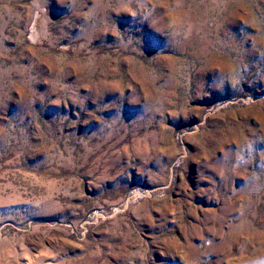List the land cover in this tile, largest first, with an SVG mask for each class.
<instances>
[{"label":"rangeland","instance_id":"rangeland-1","mask_svg":"<svg viewBox=\"0 0 264 264\" xmlns=\"http://www.w3.org/2000/svg\"><path fill=\"white\" fill-rule=\"evenodd\" d=\"M0 264H264V0H0Z\"/></svg>","mask_w":264,"mask_h":264}]
</instances>
